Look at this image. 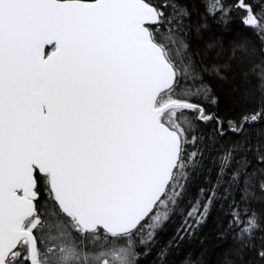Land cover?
<instances>
[{
    "label": "snow or ice",
    "instance_id": "snow-or-ice-1",
    "mask_svg": "<svg viewBox=\"0 0 264 264\" xmlns=\"http://www.w3.org/2000/svg\"><path fill=\"white\" fill-rule=\"evenodd\" d=\"M145 260L264 264V0H0V264Z\"/></svg>",
    "mask_w": 264,
    "mask_h": 264
},
{
    "label": "trees",
    "instance_id": "trees-1",
    "mask_svg": "<svg viewBox=\"0 0 264 264\" xmlns=\"http://www.w3.org/2000/svg\"><path fill=\"white\" fill-rule=\"evenodd\" d=\"M236 33L227 32L222 25H212L209 28L206 39H219L223 40L227 45L233 39L240 37L239 26L237 25ZM217 93L220 96L219 111L224 114H230V109L235 107L233 103L235 93L233 92V86L229 82L221 81L217 84ZM197 194V184H192L190 187V198ZM183 213L178 212L173 216L171 223L168 225L165 233L161 236V241L167 240L183 223ZM226 223V217L220 209L213 211L212 215L208 218L206 224L200 229L196 240L186 245L193 249H199L206 247L209 249L210 258L214 259L213 250L217 243V234L222 231L224 224ZM203 242V243H201ZM144 264H150V260H145Z\"/></svg>",
    "mask_w": 264,
    "mask_h": 264
}]
</instances>
